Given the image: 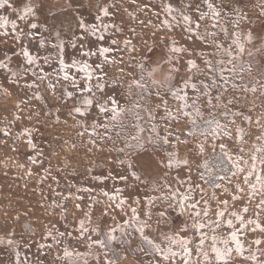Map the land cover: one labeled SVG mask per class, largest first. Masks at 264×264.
Segmentation results:
<instances>
[{
  "label": "rangeland",
  "instance_id": "1",
  "mask_svg": "<svg viewBox=\"0 0 264 264\" xmlns=\"http://www.w3.org/2000/svg\"><path fill=\"white\" fill-rule=\"evenodd\" d=\"M211 2L220 11L216 19L205 0H10L16 11L0 9V18L8 21L0 27V62L8 65L0 69V240L4 241L0 264H16L17 252L19 264H184L180 256L164 260L141 237L137 229L145 221L144 237L161 249L170 247L183 255L176 241L190 240L192 264H220L212 249L223 251L225 239L233 250L229 264H257L252 256L264 264V244L252 243L264 240V233L253 232L251 225L246 232L238 230L244 246L241 255L226 222L213 223L223 211L225 221L239 225L231 213L247 221L259 212L262 199L244 183L247 171L237 173L234 165L244 161L240 166L247 169L255 163L252 182L256 175L264 176V155L257 151L264 145V0ZM28 4L34 13L20 19ZM169 4L171 14L165 10ZM103 8L108 9L107 16ZM81 21L89 28L87 33ZM31 23L38 28L32 29ZM61 43L62 54L53 47ZM173 46L182 51L172 52ZM104 48L110 49L107 56L101 54ZM24 51L37 63L28 64ZM60 58L68 65L69 80L63 78ZM192 61L197 68H191ZM73 63L90 65L93 79L89 82ZM98 65H103V73ZM186 81L190 84L184 90ZM137 82L144 87H136ZM49 84L55 85L54 92ZM173 92L187 97L190 116L182 114L185 101ZM87 99L93 101L90 107L84 104ZM77 107L85 115L77 114ZM165 107L179 120L169 118ZM113 108L121 113L116 120ZM197 109L201 117L195 115ZM193 119L197 127L191 129L195 135H189ZM216 122L230 136L221 132L214 138L211 129ZM133 171L140 180L131 175ZM125 176L127 180L121 178ZM150 199L154 203L149 220ZM245 207L247 214L242 211ZM259 219L264 221V212ZM194 220L205 224L202 232L192 229ZM81 221L85 232L79 230ZM185 224L189 231L182 230ZM121 226L124 232L119 231ZM109 234L116 239H109ZM201 235L205 239L199 248ZM65 250L73 256H65Z\"/></svg>",
  "mask_w": 264,
  "mask_h": 264
},
{
  "label": "snow or ice",
  "instance_id": "2",
  "mask_svg": "<svg viewBox=\"0 0 264 264\" xmlns=\"http://www.w3.org/2000/svg\"><path fill=\"white\" fill-rule=\"evenodd\" d=\"M205 3L207 5V8L212 12L213 19L218 18L220 16V11L215 7V5L211 2V0H205ZM188 6L191 7V5H188ZM5 7L10 8L13 11H16V9L13 7V4L10 3V0H0V9H3ZM102 10H103L105 16H107L109 14L107 8H103ZM165 10L169 14H171L174 11V9H173V7H172L171 4L166 5L165 6ZM33 13H34V8L31 6V4H28L24 8L23 15L20 16L19 18L20 19H24L25 17H28V16L32 15ZM183 19H184V21L186 23L191 24V18L189 16L184 15ZM0 20L3 21L2 23H0V27H6L8 21L6 19H3V18H0ZM218 22L219 21L217 20V23ZM163 23L168 24V21L165 20ZM80 26H81L83 32L87 33L89 31V28L83 23V21L80 22ZM15 27H16V25L13 24V28H15ZM30 27L32 29H36V28H38V24L31 23L30 24ZM196 27L198 28L199 27V24H197ZM45 30H47V29H45ZM96 30H97L96 28H92L91 29V31L93 33H95ZM223 31L225 32V34L227 33V29H223ZM57 38H59V34H57ZM101 39H103V37H101ZM248 40H249L250 43L252 42L251 34L250 33L248 34ZM116 43L117 42L115 40L112 41V44H116ZM130 43H131L130 41L126 42L125 43V47H127ZM237 43H238V41H237ZM173 45H175V42H173ZM40 46L41 47H44V42L43 41L41 42ZM72 46L75 47V43H73ZM53 47H56L58 49V51L62 54L63 49H64V45L62 43L61 44H58V45H53ZM218 47H222V45H220ZM170 50L172 52H174V53H177V52H181L182 51L181 48L175 47V46H173ZM109 51H110L109 48H104V49L101 50V54L107 56V54L109 53ZM239 51L241 53L244 52L243 45H239ZM90 54L91 53H89V52H83L82 53V55H84V56H89ZM23 55L27 58V63L28 64L31 65V64L37 63V61L33 58V56L29 52L24 51L23 52ZM228 55L231 56V52L230 51H228ZM111 62L112 63H115V61H111ZM169 63H171V61H169ZM206 63H209L210 64L211 62L209 61V62H206ZM221 63L223 64V61H221ZM190 64H191V68H193V69L197 68V65L195 64L194 61L190 62ZM59 65H60V70L64 72V77L63 78L65 80H69L70 77H69L68 72H67L68 65H66L64 63V60L62 58L59 59ZM72 67L77 68V71H81V72L86 73V79L89 82L93 79L92 71L90 70V65H88V64L85 63V64H83V66H79L78 67L75 63H73L72 64ZM97 67L100 69L101 73H103V65H98ZM7 68H8V65L6 63L0 62V69H7ZM8 70L11 72L10 69H8ZM233 70H235V69H233ZM141 71H143V67H141ZM171 71H178V69H172ZM11 74L13 76L16 75L15 72H12ZM33 74L35 75V73H33ZM151 74L152 73H150V75ZM45 78L46 77L41 76V79H45ZM171 78L172 77H171V74H170L169 77H168V79L171 80ZM97 79L99 80V79H101V77H97ZM72 84H73L74 87H78V85H76V83H75V79L74 78H72ZM189 84H190V81H186L185 82V84H184V90H186L189 87ZM28 86L29 87H33L35 85H28ZM160 86L162 87L163 85H160ZM190 86H191V88L193 90H195L196 87H197L195 83H191ZM49 87L53 90V92L55 91V85L54 84H49ZM96 87L99 90H101V91L103 90L101 88V86H100L99 83H97ZM136 87L143 88L144 85L142 83L137 82L136 83ZM204 87L207 88L208 86L207 85H204ZM169 90L171 91V89H169ZM245 90H247V89H245ZM87 91L88 92H91L92 91V85H91V83H89L87 85ZM130 91H131V86H129V92ZM252 91L255 92L256 89L253 88ZM67 95L69 96V98H71V93H67ZM173 95L176 96L178 99H182V100L185 101V104L183 106L184 109H185V111L182 114L185 117L190 116V113L187 111V109L189 107V105L187 103V97L186 96H183V95H180L179 93H176V92H173ZM217 99H219V97ZM111 102L112 103H115L114 98L112 99ZM207 103L211 104L212 101L211 100H208ZM84 104L90 107L93 104V101H92V99H87V100L84 101ZM100 110L101 111H107V109H105L103 106H101V109ZM74 111L77 114L81 115V116L85 115V113L79 107L75 108ZM111 111L113 113V117H112L113 120H116V119H118L120 117L121 113L116 108L111 109ZM165 112H166V114H167V116L169 118L174 119V120H177V121L179 120V117L172 116L171 112L168 111L167 107H165ZM195 115L197 117H201V112H200L199 109L196 110ZM246 119L248 120V122L250 124L251 123V118L249 117V118H246ZM93 127H95V126H93ZM196 127H197L196 121H195V119H193L192 122H191V128L189 130V135H195V132L191 131V129H194ZM221 132H223L225 135H229L230 136V133H228L224 129V126L221 125L219 122H216L215 127L211 129V135L215 138L216 136L220 135ZM202 134L208 135L209 133L208 132H204ZM239 134H240V139H241V142H242L243 141V138H244V132H243L242 129L239 130ZM81 135H83V133H81ZM92 135L94 136L95 135V132H93ZM133 139H137V138L136 137H133ZM177 139H179V137H177ZM258 139H261V138L258 137ZM90 142L95 143L94 140H90ZM183 142L186 143V141H183ZM165 143H167V140H165ZM221 150H224V146L223 145L221 146ZM120 151L123 152L124 149H120ZM257 151L259 153H261L262 155H264V145H261L257 149ZM229 159H232V158L229 157ZM252 160L255 161L256 160V157L253 156L252 157ZM120 163L121 164H124L129 169L133 168V164L131 162H129V161L121 160ZM183 163L185 165H187V160L184 159L183 160ZM241 163H246V162H244V161H237L235 163V165H234L236 167L237 173L247 171L248 175L245 177L244 183L251 185V192H252V195L253 196H255L257 193H260L261 194L262 199H261L260 203L258 204L259 212H255L253 214V217L251 219L247 220V221H245L244 216L240 215L239 213H236V212L231 213V215L233 217H235L236 220L239 222V225H237V224H234L233 223V220L232 219H227L225 221V213L223 211H221V212L218 213V216L220 217V220L219 221H213V223L216 224L217 226H219L221 223H225L226 222L227 227L232 230V232H231V241L235 242V251L237 253H240L241 255H243V253H244V246H243V244L241 243V241H240V239L238 237V230L239 231L246 232V231H248V225H251L253 232L259 231L261 233H264V221H261L259 219L260 212H264V176L256 175L255 182H252L249 179V177H251L252 175H254L256 173V165H255V163L249 165L247 169L242 168L240 166ZM261 165L264 166V160H261ZM167 166L170 167L171 165H167ZM131 175L136 180H140L141 179L140 176L136 175V173L134 171L131 173ZM121 178L124 179V180H127V177L126 176L125 177H121ZM240 191H243V189H240ZM104 195L107 196L108 194L105 193ZM110 199H112V198H110ZM185 199H187V198H185ZM249 199L251 200V197H249ZM121 203H126V201H122ZM136 203H139V201H137ZM153 203H154V201H152L150 199L149 200V210L146 212V216H147V218L149 220L151 219V210L150 209H151V205ZM223 203L225 205H227V201H224ZM191 207L193 209H195L196 208V204L193 203L191 205ZM242 211H243L244 214H247L249 212V208L248 207H245V208L242 209ZM131 212H132V216L137 221H139L140 217L137 214V209L136 208H132ZM181 214H183V212ZM207 215H208L207 212L203 213V216L204 217H206ZM160 216L161 217H164L165 216V213L164 212H161L160 213ZM195 216L197 218H202V214L200 212H195ZM90 222H91V220L89 218V223ZM146 227H147V221H145V224L141 228L137 229V231H139L141 233V237L144 238V239H146V242L149 245H152L153 247L156 248V251L157 252H160L161 253V256L163 257L164 260H170V259H174L177 256H180V258L184 262V264H192V260H191L192 251L188 247V245L191 243L190 240L181 239L179 241H176L177 243H179V245L183 249V255H181V253L176 252V251H173L172 248H170V247L168 249H166V250L165 249H161L159 246L155 245L151 239L145 238L144 237V228H146ZM204 227H205V224L204 223H201V222H198V221H195V220H194V222L192 224V229L199 230L201 232L204 229ZM79 230L81 232L87 231L85 229V225H84V222L83 221L80 222ZM182 230L183 231H189V228H188L187 224H185L183 226V229ZM93 231H95L97 235L100 234L98 229H94ZM112 231H116V229H113ZM119 231L120 232H124V228L121 226L119 228ZM61 236H63V234H61ZM53 239H55V238L53 237ZM109 239L115 240L116 237L113 236V235H111V234H109ZM167 239L171 241V240H173V237H167ZM204 239H205V237L203 235H201V237H200L201 243H200V245H198L199 248H202L203 247ZM3 243H4V241L3 240H0V244H3ZM8 243L9 244H12L13 241L8 240ZM96 243H98V246L101 247V248H104L105 247V244H104L103 241H99V242H96ZM215 243H216V240H215V237H213V244H215ZM222 243L225 246L223 251H221V249L218 248V247H213L212 251L215 253V257L220 262V264H229L228 257L231 256L233 250L228 247V244H229V240L228 239L223 240ZM252 243H254L255 245L259 246L260 244H264V240H262V239H256ZM65 256L71 258L73 256V253L65 250ZM203 256H204L205 261H207L208 260L207 253H203ZM16 258H17L16 259V264H19V252L16 253ZM250 259L257 260V264H260V262H259V260H258L257 257L252 256V257H250ZM97 260H99V257H97ZM73 264H75V262H73ZM110 264H114V262H110ZM197 264H198V262H197Z\"/></svg>",
  "mask_w": 264,
  "mask_h": 264
}]
</instances>
